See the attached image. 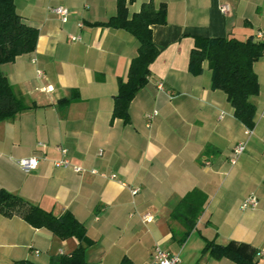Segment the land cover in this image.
<instances>
[{"label":"crops","instance_id":"1","mask_svg":"<svg viewBox=\"0 0 264 264\" xmlns=\"http://www.w3.org/2000/svg\"><path fill=\"white\" fill-rule=\"evenodd\" d=\"M147 1L132 0L129 13ZM152 1L167 7L166 23L151 26L160 52L124 124L112 120L114 96L138 44L126 31L102 26L116 14L117 0H14L38 38L33 52L0 66L26 107L0 122V190L56 217L71 213L90 241L87 264H120L123 258L152 264L155 246L178 253L181 264H233L203 254L207 241L232 243L264 264L257 256L264 253V57L253 64L260 93L250 99L257 108L250 136L225 94L211 89L207 63L200 75L189 72L195 38L264 40V0ZM56 7L67 9L65 23L52 12ZM73 91L78 97L65 102ZM240 142L245 151L232 166L231 151ZM59 148L86 172L55 168ZM29 157L39 159L32 173L17 164ZM130 189L139 191L132 195ZM193 190L206 202L186 237L171 213ZM249 195L260 206L242 210ZM78 245L76 238L61 240L0 215V264H49Z\"/></svg>","mask_w":264,"mask_h":264},{"label":"trees","instance_id":"2","mask_svg":"<svg viewBox=\"0 0 264 264\" xmlns=\"http://www.w3.org/2000/svg\"><path fill=\"white\" fill-rule=\"evenodd\" d=\"M132 0H117L116 14L102 26L123 30L137 41V54L131 60L125 80L118 81L114 96L112 120L120 119L128 124L129 106L139 90L148 82L150 65L160 50L152 41L151 26L166 23L167 7L164 3L155 5L152 0L144 2L138 12L129 13ZM38 30L29 25L15 10L14 0H0V66L12 63L19 56L34 51ZM264 57V40L250 37L244 41L235 38H195L189 56V72L202 73V64L207 63L211 72V89L225 94L233 110L234 118L248 129L256 126L257 108L250 99L260 93V83L253 64ZM75 95V96H74ZM78 97L72 92L69 102ZM25 105L13 93L7 78L0 71V122L14 118L25 110ZM206 197L193 190L183 197L171 213V218L186 228V237L195 229ZM0 215L6 218L18 217L35 229H45L53 236L66 240L76 238L78 247L68 255L52 257L49 264H87L84 257L90 241L85 228L66 212L60 217L32 205L19 196L0 190ZM214 258H228L233 264H259L246 256L240 247L230 243L219 245L207 241L202 251ZM120 264H133L123 258Z\"/></svg>","mask_w":264,"mask_h":264},{"label":"built area","instance_id":"3","mask_svg":"<svg viewBox=\"0 0 264 264\" xmlns=\"http://www.w3.org/2000/svg\"><path fill=\"white\" fill-rule=\"evenodd\" d=\"M224 11H227V7H223ZM52 12L57 15L62 23H65L67 21L68 17V11L64 7H56L52 9ZM78 37H70L71 41L78 40ZM38 75H40V72H38ZM40 77V76H39ZM51 89L50 86L43 87L40 90L43 92H48ZM157 113L153 112L152 115H148V119H152L153 116H155ZM252 130L246 129L245 135L250 136ZM59 153L61 154V158L58 160L53 161V166L55 168H61V169H69L73 171L76 174H82L86 172L85 169H83L80 166L73 165L67 158V150L63 148L58 149ZM245 151V143L240 142L237 145H235L231 151V157L229 159L230 165L234 166L237 163L238 158L244 153ZM18 166L26 173H32L36 170L39 164V159L36 157H29V158H23L17 161ZM91 174H97L95 170L90 171ZM114 178L111 176V179ZM138 189H130V192L132 195H136L138 193ZM260 206V201L257 196L249 195L247 196L241 203L240 208L242 210L247 209H257ZM152 218L150 216H145L144 221L149 223L151 222ZM258 257L264 256L263 252L257 253ZM152 264H181V258L178 253H171L167 250L162 249L160 246H155L153 251V257H152Z\"/></svg>","mask_w":264,"mask_h":264}]
</instances>
